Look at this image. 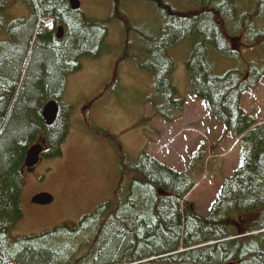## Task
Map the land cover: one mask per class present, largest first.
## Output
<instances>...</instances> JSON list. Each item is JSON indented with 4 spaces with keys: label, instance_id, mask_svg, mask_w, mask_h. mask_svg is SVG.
<instances>
[{
    "label": "trees",
    "instance_id": "1",
    "mask_svg": "<svg viewBox=\"0 0 264 264\" xmlns=\"http://www.w3.org/2000/svg\"><path fill=\"white\" fill-rule=\"evenodd\" d=\"M11 1L0 0V264H264V127L256 126L241 106L250 87L246 80L241 82L239 70L219 76L211 61L215 51L226 58L238 56L228 38L264 40V0L203 3L208 9L199 14L188 7L190 17L171 16L174 4L166 3L161 36L140 65L153 78L152 115L173 124L183 115L185 99L173 82L170 51L190 42L188 94L205 102L210 118L224 125L226 136L245 142L250 150L206 216L195 213L189 200L198 179L210 169L206 153L199 152L179 171L143 153L135 170H125L118 160L110 209L106 201L76 225L66 223L23 237L14 233L24 215L27 152L43 138L51 147L45 156L62 157L70 131L65 110L51 127L42 110L48 101L61 100L70 63L79 66L83 58H97L105 49L108 27L54 0H23L28 16L9 20L4 7ZM152 2L162 5L161 0ZM37 5L42 16L54 19V31L37 27ZM121 22L126 28V17ZM59 26L66 29L62 41L57 39ZM253 67L248 81L264 73L260 65ZM89 236L96 248L85 257L81 248L88 245ZM81 238L79 245L75 240Z\"/></svg>",
    "mask_w": 264,
    "mask_h": 264
},
{
    "label": "rangeland",
    "instance_id": "2",
    "mask_svg": "<svg viewBox=\"0 0 264 264\" xmlns=\"http://www.w3.org/2000/svg\"><path fill=\"white\" fill-rule=\"evenodd\" d=\"M12 1L17 6L10 10L13 11L12 14L17 16L18 12V17H27L29 10L25 2ZM161 2L162 9L153 4L154 2L119 0L114 4L113 11L110 7L111 1L94 5L105 8L103 11H98L92 3V9H88L87 4L85 5L84 11L89 17L102 15L105 19L113 21L118 16V21L111 22L117 35L106 39L105 49L97 58L82 59L81 69L77 66L78 62L68 65L69 73L78 72L69 76L66 75L69 73L65 74L64 80L67 86L61 93L63 106L71 107V130L62 145V157L54 159L48 156L35 173L25 174L24 215L14 233L16 237L37 235L66 223L80 222L95 205L94 210L99 203L113 197L112 186L117 181L118 163L114 157L117 155V150L113 147L109 149L112 142L109 138L97 136L92 131L95 126L118 131L132 129L128 133L129 137L132 136L131 140L128 144L125 142L128 150H122L120 153L119 162L125 170L129 168L135 170L142 150L177 171L184 169L188 162L199 156V153H196L190 159L193 152L206 153L205 166H210V169L201 175L195 190L189 196V200L193 203V211L203 216L210 212V208L218 200L223 185L243 165L250 151L248 146L245 142L235 140L231 135L226 136L224 125H220L215 119L214 121L210 119L200 99L188 96L182 117L173 125L163 122L158 116L154 119L149 118L150 112H153L156 105L151 91L153 79L151 74L141 70L140 65L149 59L153 44L161 36L162 26L167 20L168 2L174 4V6L171 4L170 8L176 11V14L182 13V16L190 17L193 12L188 14L186 12L188 7L195 8V14H199L208 9L206 4H201L209 5L218 0H161ZM126 9L130 17L132 16V19L127 17L132 22V29L139 31L141 36L136 32L128 36L131 28H126L125 36H122L120 23ZM21 13L24 16H19L22 15ZM253 16L255 15L248 18L252 19ZM217 27L223 28L220 25ZM260 28H263L262 24ZM143 41L146 42L144 49ZM228 41L231 50L238 56L226 58L215 51L211 57L215 72L222 76L227 71L239 70L241 82L244 83L246 80L245 84L250 87L242 98L241 106L245 113L255 120L256 126L264 127V73L259 80H247L248 71L254 68L255 64L264 68V40L251 42L249 46L245 43L243 45L244 41L241 37L228 38ZM125 45H130L134 51H128L127 56L123 58ZM191 46L188 41L181 42L170 51V57L175 65L173 82L178 95L184 99L188 95L187 90L190 86L186 65L193 49ZM147 69L151 70L152 66L149 65ZM104 104H109V111L115 112L112 114L102 112V109L106 108ZM65 112L67 115L66 110ZM143 129H147V132ZM192 129H195L196 133H193ZM187 132L193 133L194 139L191 138V133L184 134ZM112 136L122 145L121 136L113 134ZM170 140H173L172 145L168 147ZM147 147L151 148L150 152ZM49 169L52 170L48 172ZM43 192L51 194L54 202L46 206L33 204L32 199ZM81 240L83 238L75 242L79 244ZM87 241L89 246L81 248L87 252L85 257L96 248L95 241L90 236ZM79 245L76 247L79 248Z\"/></svg>",
    "mask_w": 264,
    "mask_h": 264
},
{
    "label": "water",
    "instance_id": "3",
    "mask_svg": "<svg viewBox=\"0 0 264 264\" xmlns=\"http://www.w3.org/2000/svg\"><path fill=\"white\" fill-rule=\"evenodd\" d=\"M70 3L73 9L75 10L79 9L80 7L79 0H70ZM62 35H63V30L61 28L59 37L61 38ZM58 112H59L58 105L55 102H50L44 107L42 116L46 121V123L48 125H51L56 120ZM41 152H42V148L40 146L32 147L30 151L27 153L26 166L32 167L36 165L39 162V155ZM32 202L35 205L46 206L53 202V198L49 194H39L32 199Z\"/></svg>",
    "mask_w": 264,
    "mask_h": 264
},
{
    "label": "crops",
    "instance_id": "4",
    "mask_svg": "<svg viewBox=\"0 0 264 264\" xmlns=\"http://www.w3.org/2000/svg\"><path fill=\"white\" fill-rule=\"evenodd\" d=\"M22 16H24V14H23ZM1 20H6V19H1ZM86 63L88 64V62H86ZM104 106L106 107V110L109 109V104H104ZM114 112H115V111L112 110V113H114ZM183 113H184V112H183ZM210 119H211V118H210ZM211 120H212V119H211ZM213 121H214V120H213ZM167 124H169V123H167ZM170 125H173V124H170ZM122 130H126V129H119L120 132H122ZM146 130H147V129H143V131H146ZM106 131L108 132V134H112V133H114V132H116V133L118 132L117 129H115V130H114V129H113V130H112V129H106ZM195 131H196L195 129H192V132H193V133H196ZM146 132H147V131H146ZM190 133H191V132H190ZM190 133L187 132V133H184V134H188V135H190ZM193 133H191V136H192L191 138H192V139H194V136H195V135H192ZM184 134H183V135H184ZM137 136H138V135H137ZM139 137H140V136H139ZM129 141H130V139L127 137V138H126V143L128 144ZM172 141H173V140H170V141H169V143H168V147L172 145ZM124 142H125V141H124ZM145 143L147 144V139L145 140ZM203 144L205 145V143H203ZM147 149H148V151L150 152V149H151V148H150V147H147ZM201 151H202V150H201ZM141 152L143 153V152H145V151L142 150ZM141 152H140L139 154H141ZM146 153H147V152H146ZM196 153H199V152H193V153L190 155V157L193 156V155L196 154ZM147 154H149V153H147ZM149 155H150L151 157H153V158H155V159H157V160L159 161V158L154 157V156H152L151 154H149ZM189 160H190V159H189ZM173 170H174V169H173Z\"/></svg>",
    "mask_w": 264,
    "mask_h": 264
},
{
    "label": "bare ground",
    "instance_id": "5",
    "mask_svg": "<svg viewBox=\"0 0 264 264\" xmlns=\"http://www.w3.org/2000/svg\"><path fill=\"white\" fill-rule=\"evenodd\" d=\"M38 6V10H39V14H40V16H39V19H38V28H45V23H47L48 21H51L54 25H55V22H54V19H51V18H48V19H46L44 16H42L41 15V13H42V7H40L39 5H37ZM29 10V9H28ZM18 18H21V17H18ZM164 25V24H163ZM59 27H63L64 28V26H59ZM101 27H102V25H101ZM46 29V28H45ZM55 29V28H54ZM54 29L52 30V31H54ZM65 29V28H64ZM162 30H163V26H162V29H161V33H162ZM57 39L58 40H63L64 38L63 37H59V34H58V32H57ZM44 119V118H43ZM45 121V120H44ZM45 123H46V121H45ZM46 125L49 127V125L46 123Z\"/></svg>",
    "mask_w": 264,
    "mask_h": 264
},
{
    "label": "flooded vegetation",
    "instance_id": "6",
    "mask_svg": "<svg viewBox=\"0 0 264 264\" xmlns=\"http://www.w3.org/2000/svg\"><path fill=\"white\" fill-rule=\"evenodd\" d=\"M21 1H23V0H21ZM54 1H56V2H64V3H66V5H67V8H69L70 10H71V6H70V0H54ZM156 1H158V0H156ZM95 8L98 10V11H100L101 10V8L100 7H98V6H95ZM83 11H84V9H82ZM83 14H84V12H83ZM64 40V39H63ZM50 148V150H51V147H49ZM50 151H48V152H44V153H42V155H41V160H40V162H39V164L37 165V166H35V167H31V168H28V171L29 172H36V170H37V167L38 166H40L41 164H43L44 162H45V160H46V154L47 153H49Z\"/></svg>",
    "mask_w": 264,
    "mask_h": 264
},
{
    "label": "clouds",
    "instance_id": "7",
    "mask_svg": "<svg viewBox=\"0 0 264 264\" xmlns=\"http://www.w3.org/2000/svg\"><path fill=\"white\" fill-rule=\"evenodd\" d=\"M67 119H68V115H67ZM69 120V119H68ZM57 122V121H56ZM56 124V123H55Z\"/></svg>",
    "mask_w": 264,
    "mask_h": 264
}]
</instances>
